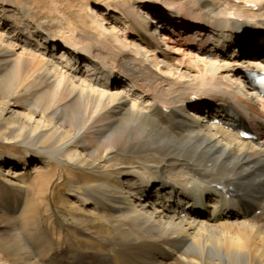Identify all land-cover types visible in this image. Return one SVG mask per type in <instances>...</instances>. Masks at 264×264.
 Instances as JSON below:
<instances>
[{
    "label": "bare ground",
    "instance_id": "obj_1",
    "mask_svg": "<svg viewBox=\"0 0 264 264\" xmlns=\"http://www.w3.org/2000/svg\"><path fill=\"white\" fill-rule=\"evenodd\" d=\"M4 2L0 0V20L8 13ZM113 3L107 2L103 12L92 17V30L86 32L72 26L61 38L53 25L38 23L79 58L98 60L106 72L102 79L94 78L101 73L76 71L77 63L61 64L53 52L39 50L0 25V58L7 60L6 68L20 74L30 65L27 77L42 78L85 103L74 113L73 123L91 117L81 132L52 127L48 135L57 141L42 142L41 152H48L34 160L42 161L34 172L35 192L43 201L53 176L69 174L77 165L91 171L86 174L89 179L77 181L60 195L61 202L80 208L77 214L83 218L68 225L64 234L46 228L47 236L41 235V240L56 245L53 236L59 233L60 239L71 240L69 246L89 243L93 250L80 254L68 250L61 257V251H52L48 243L47 262L36 264H264V102L243 81L247 58L264 57V51L250 54V49L264 47V0ZM28 14L24 8L21 16ZM181 24L186 27L177 32ZM14 26L20 33L22 23ZM134 28L140 41L131 36ZM21 32L32 36L28 30ZM165 41L172 44L171 51L165 49ZM163 59L176 63L175 70ZM124 75L137 85L138 96L121 86L119 76ZM195 95L203 98V105L193 100ZM232 105L248 111L243 119L256 128V139H243L239 130L226 126ZM202 111L222 121L205 124L198 116ZM27 115L18 119L19 125L6 126L5 134L21 136L30 126L37 133L41 121ZM102 120L107 131L99 133L100 146L71 149L72 141L83 140ZM228 120L237 119L229 115ZM2 161L12 164L14 180L26 173L18 164L33 167L18 154ZM175 188L177 196L168 198ZM204 194L206 208L196 207ZM38 203L30 208L39 211L44 204ZM92 212L100 224L96 236L88 239ZM17 264H30V259Z\"/></svg>",
    "mask_w": 264,
    "mask_h": 264
},
{
    "label": "rangeland",
    "instance_id": "obj_2",
    "mask_svg": "<svg viewBox=\"0 0 264 264\" xmlns=\"http://www.w3.org/2000/svg\"><path fill=\"white\" fill-rule=\"evenodd\" d=\"M110 1L115 4L121 0H5L2 5L9 15L18 17L23 14L24 8L28 9L29 14L27 16L30 22L41 23L42 25L51 24L57 28L55 32L62 38V33L68 27L74 26L82 32L88 31L89 28L92 30V17L99 9H104L105 4ZM162 10L166 17L171 18L166 8ZM114 22L116 23V21ZM119 22L122 23L121 20ZM119 22L116 24L120 27ZM122 26L124 28V25ZM6 30L10 32L7 28ZM136 32V28L132 29L131 36L139 40V34L136 35ZM5 61L0 58V264H17L27 257L30 259V264H36L37 261L47 262L48 257L45 253L49 249L48 243L51 244L52 251H61V257H66V251L68 250H73L72 252L78 254L83 250L91 252L93 250L91 244L79 242L69 246L67 243L71 240L60 239L59 233L55 234L57 236H53L56 245L50 239L41 240L43 239L41 235L47 236V234H44L46 228L53 234L55 230H61L64 234L67 227H69L68 225L71 227V224L83 218L84 214H77L80 212V208H71L70 205L61 202L60 195L67 192L77 181L81 183L89 179L86 174L91 173V171L77 165L73 167L74 171L69 174L65 172L62 177L53 176L47 186L48 190L45 192L43 201H39V196L35 192L38 181L35 179L36 173L34 172L37 164L42 165V161L34 160L39 155L45 157V153L48 152H41L40 149L44 148L42 145L45 143V145H49L50 142L52 144L57 141L54 136H52L53 138L49 136L52 127H57L60 131L72 129L73 132L78 130L81 132V129H79L82 128L81 125L86 122L89 123L90 115L81 117L79 123L72 122L74 113L82 111L85 103L72 97L67 91L57 90L42 78L37 76L27 77L32 68L30 65L21 68V73L17 74V70H10V67L6 68L7 60ZM163 61L175 70L174 64L176 65V63L172 65V62L167 59H163ZM94 78L102 79L100 75H96ZM5 102L10 106L9 110L6 108L7 104H4ZM25 115H32L35 120L37 119L36 121H41V129L39 128L36 133L34 131L35 127L30 126L24 135L20 136L16 132L14 137H8L5 131L7 132L13 124L19 125L18 119L25 120ZM107 117H110V115H107ZM104 122V120L98 122L97 127L88 131L83 140L72 141L71 149H80L84 147V144L90 147L91 150L100 146L101 138L107 131L103 126ZM64 124L65 126H63ZM43 130H45V133H43ZM101 132H103L102 136L99 135ZM43 138L44 140H42ZM17 154L24 156L29 161L31 160L28 164L33 166L24 169V163L18 164L19 171L23 174L26 172L24 178L20 180L17 177H15V180L13 179L15 173L10 169L12 164L6 165L2 161V157ZM34 203L35 205L37 203H43L44 205L39 208V211H36L35 208H30ZM90 217L89 221H91L92 228L89 236L85 237L88 239L96 236L95 227L100 224L93 212ZM92 219L94 220L92 221ZM61 220H63L62 223ZM42 222L43 224H41Z\"/></svg>",
    "mask_w": 264,
    "mask_h": 264
}]
</instances>
